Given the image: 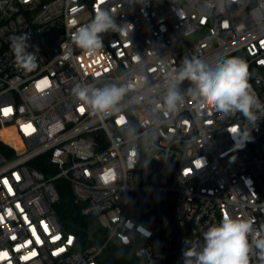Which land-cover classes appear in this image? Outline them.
Instances as JSON below:
<instances>
[{"label":"built area","instance_id":"built-area-1","mask_svg":"<svg viewBox=\"0 0 264 264\" xmlns=\"http://www.w3.org/2000/svg\"><path fill=\"white\" fill-rule=\"evenodd\" d=\"M102 9L132 29L103 34L102 54L88 56L72 36ZM21 33L30 52L38 49L31 72L11 50ZM185 56L210 64L243 58L264 104V0H0V140L13 149L0 150V264H105L116 247L133 264H183L185 239L203 243L225 214L261 230L264 118L237 147L231 130L243 128L244 117L198 114L187 81L174 117L133 101L159 99L165 73ZM107 83L132 85L107 116L72 92ZM60 180L93 220L87 237L57 213ZM170 205L179 231L167 249L159 225ZM250 264H264L254 246Z\"/></svg>","mask_w":264,"mask_h":264},{"label":"clouds","instance_id":"clouds-1","mask_svg":"<svg viewBox=\"0 0 264 264\" xmlns=\"http://www.w3.org/2000/svg\"><path fill=\"white\" fill-rule=\"evenodd\" d=\"M127 28L132 29V25H118L114 16L108 10L102 9L96 12L89 23L76 30L72 40L86 55L98 56L104 49L103 34L124 33ZM29 38L27 33L10 38L15 60L27 72L38 66V49L32 52L28 50L31 47ZM185 81L189 84L186 94L194 102L198 114L201 110H207L209 114L214 111L223 119L239 112L246 124L239 130H231L234 136L239 137L240 143L237 147H242L244 142L252 139V129L258 128L257 120L264 118V104L252 90L248 64L241 57L220 59L210 64L195 56H185L179 68L165 73V91L159 99L141 95L134 97L133 101L139 104L147 100L166 117H174L182 111L185 104V92L181 90ZM131 88V84L124 83H107L101 87L77 84L72 92L92 114L107 116L119 109ZM153 92L156 90L153 89ZM248 125L252 127L249 128ZM253 225L254 220L223 215L219 223L204 231L203 243L185 239L183 264H250L253 246L264 254V226L256 231Z\"/></svg>","mask_w":264,"mask_h":264},{"label":"trees","instance_id":"trees-1","mask_svg":"<svg viewBox=\"0 0 264 264\" xmlns=\"http://www.w3.org/2000/svg\"><path fill=\"white\" fill-rule=\"evenodd\" d=\"M0 150L3 151L6 154H9L11 151H13L12 148H10L6 143L0 140ZM36 164V163H34ZM45 164V163H44ZM42 168V167H40ZM59 192L61 196V201L56 205L57 213L60 217V219L67 225L70 226L68 222H74L75 224L79 223L84 228L79 231L84 237H87V233L91 229V223L92 219L85 218L79 213V205L74 203V197L71 187L67 181L60 180L57 183ZM169 209L165 213V217L161 219L160 225H159V235L163 239L165 247L167 249H171L177 245V242L175 241V232H178L179 229L175 225V219H174V212L173 208L168 207ZM88 243H91L89 241ZM119 264H133V261L129 256L121 258Z\"/></svg>","mask_w":264,"mask_h":264},{"label":"rangeland","instance_id":"rangeland-1","mask_svg":"<svg viewBox=\"0 0 264 264\" xmlns=\"http://www.w3.org/2000/svg\"><path fill=\"white\" fill-rule=\"evenodd\" d=\"M188 86L189 84L188 82H186L185 91L188 88ZM124 257H127V255L125 254L123 249L120 247H116L115 249L112 250L110 255L104 257V261L105 264H119L120 259Z\"/></svg>","mask_w":264,"mask_h":264},{"label":"water","instance_id":"water-1","mask_svg":"<svg viewBox=\"0 0 264 264\" xmlns=\"http://www.w3.org/2000/svg\"><path fill=\"white\" fill-rule=\"evenodd\" d=\"M109 252H110V251H109V250H107V251L105 252V254H106V255H108V254H109Z\"/></svg>","mask_w":264,"mask_h":264},{"label":"snow or ice","instance_id":"snow-or-ice-1","mask_svg":"<svg viewBox=\"0 0 264 264\" xmlns=\"http://www.w3.org/2000/svg\"><path fill=\"white\" fill-rule=\"evenodd\" d=\"M38 87H39V85H38ZM6 111H8V110H6ZM80 111H83V109H80ZM121 122H123V121L121 120ZM106 179H107V177H106Z\"/></svg>","mask_w":264,"mask_h":264},{"label":"bare ground","instance_id":"bare-ground-1","mask_svg":"<svg viewBox=\"0 0 264 264\" xmlns=\"http://www.w3.org/2000/svg\"><path fill=\"white\" fill-rule=\"evenodd\" d=\"M0 133H3V132H0Z\"/></svg>","mask_w":264,"mask_h":264}]
</instances>
